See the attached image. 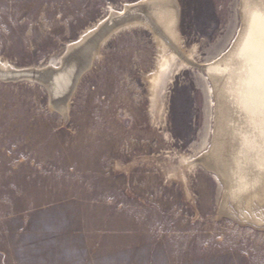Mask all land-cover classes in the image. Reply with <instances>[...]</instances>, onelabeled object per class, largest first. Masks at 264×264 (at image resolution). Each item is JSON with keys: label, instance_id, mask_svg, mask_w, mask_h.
I'll return each mask as SVG.
<instances>
[{"label": "rangeland", "instance_id": "374dc122", "mask_svg": "<svg viewBox=\"0 0 264 264\" xmlns=\"http://www.w3.org/2000/svg\"><path fill=\"white\" fill-rule=\"evenodd\" d=\"M136 1L0 0V62L45 66ZM176 2L197 64L159 85L163 54L140 26L105 42L66 117L42 84L0 80V264H264V228L222 213L225 185L180 163L213 143L221 99L207 68L240 36L245 0ZM230 109L231 125L250 128Z\"/></svg>", "mask_w": 264, "mask_h": 264}, {"label": "bare ground", "instance_id": "6f19581e", "mask_svg": "<svg viewBox=\"0 0 264 264\" xmlns=\"http://www.w3.org/2000/svg\"><path fill=\"white\" fill-rule=\"evenodd\" d=\"M176 1L140 0L125 4L120 10L110 7L103 19L66 44L64 54L49 64L13 68L0 62V80L42 84L51 93L53 108L66 117L78 81L93 67L105 42L119 32L140 26L154 33L163 54L151 80L159 85L174 67L197 64L182 48L177 28L181 9ZM242 12L244 26L233 48L215 66L207 68L218 82L221 99L213 143L196 158L182 156L180 163L185 168L199 163L225 185L222 213L242 224L264 228V179L259 177L264 173V0H245ZM242 62L248 69H243L240 78L237 75ZM60 94L66 98L54 101ZM233 107L246 115L251 129L231 125ZM180 176L183 178V171Z\"/></svg>", "mask_w": 264, "mask_h": 264}]
</instances>
